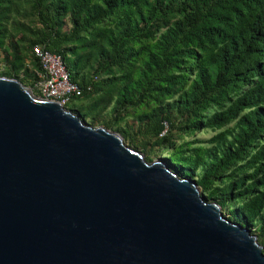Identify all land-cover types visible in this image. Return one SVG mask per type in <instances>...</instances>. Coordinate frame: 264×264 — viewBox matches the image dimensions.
<instances>
[{
    "label": "trees",
    "instance_id": "trees-1",
    "mask_svg": "<svg viewBox=\"0 0 264 264\" xmlns=\"http://www.w3.org/2000/svg\"><path fill=\"white\" fill-rule=\"evenodd\" d=\"M38 45L81 89L66 107L195 179L264 246V0H0V75L41 96Z\"/></svg>",
    "mask_w": 264,
    "mask_h": 264
},
{
    "label": "water",
    "instance_id": "water-1",
    "mask_svg": "<svg viewBox=\"0 0 264 264\" xmlns=\"http://www.w3.org/2000/svg\"><path fill=\"white\" fill-rule=\"evenodd\" d=\"M0 264H264V246L163 158L0 75Z\"/></svg>",
    "mask_w": 264,
    "mask_h": 264
},
{
    "label": "built area",
    "instance_id": "built-area-1",
    "mask_svg": "<svg viewBox=\"0 0 264 264\" xmlns=\"http://www.w3.org/2000/svg\"><path fill=\"white\" fill-rule=\"evenodd\" d=\"M33 50L43 68L40 81L37 84L41 96L66 106L74 95L80 94V87L71 80L70 73L61 56L45 50L39 45L35 46Z\"/></svg>",
    "mask_w": 264,
    "mask_h": 264
},
{
    "label": "rangeland",
    "instance_id": "rangeland-1",
    "mask_svg": "<svg viewBox=\"0 0 264 264\" xmlns=\"http://www.w3.org/2000/svg\"><path fill=\"white\" fill-rule=\"evenodd\" d=\"M214 134L215 133L213 131H211V130H204V131L198 132L194 136V138H199V139L207 140V139H210Z\"/></svg>",
    "mask_w": 264,
    "mask_h": 264
}]
</instances>
